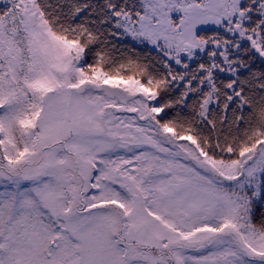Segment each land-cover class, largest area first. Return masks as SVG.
<instances>
[{
	"label": "snow or ice",
	"instance_id": "obj_1",
	"mask_svg": "<svg viewBox=\"0 0 264 264\" xmlns=\"http://www.w3.org/2000/svg\"><path fill=\"white\" fill-rule=\"evenodd\" d=\"M0 264H264V0H0Z\"/></svg>",
	"mask_w": 264,
	"mask_h": 264
}]
</instances>
